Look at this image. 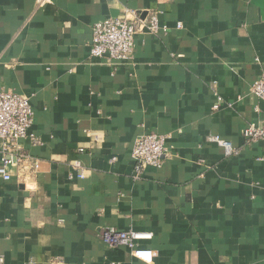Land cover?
<instances>
[{"label": "crops", "instance_id": "obj_1", "mask_svg": "<svg viewBox=\"0 0 264 264\" xmlns=\"http://www.w3.org/2000/svg\"><path fill=\"white\" fill-rule=\"evenodd\" d=\"M129 13L168 30L138 33L132 63L90 56L95 23ZM263 73L264 0H0V91L30 97L38 138L0 176L3 264H264V141L243 136ZM153 132L169 155L137 177ZM116 230L151 232L152 263Z\"/></svg>", "mask_w": 264, "mask_h": 264}, {"label": "built area", "instance_id": "obj_2", "mask_svg": "<svg viewBox=\"0 0 264 264\" xmlns=\"http://www.w3.org/2000/svg\"><path fill=\"white\" fill-rule=\"evenodd\" d=\"M129 14L133 15V19L110 17L95 23L90 41V56L105 59L117 67L132 63L138 33L145 30L158 34L161 30L164 32L168 30L167 26H160L157 14L152 15L147 23L141 21L134 13ZM178 27L183 28L184 24L178 23ZM252 90L260 100L264 101V73L254 82ZM217 107L218 105H215V108ZM34 119L30 97L15 91H0V176L6 181L12 177L10 168L26 158L19 140L29 137L38 142V138L32 133ZM243 136L248 142L264 141V125L250 123L243 130ZM166 140L165 135L154 132L141 135L135 140L132 158L137 177L148 166H162L170 152ZM210 140L223 147L226 156H234L238 153L229 140L220 136H214ZM76 166L81 167L79 163ZM80 176H84L83 171ZM152 236L153 234L147 231H106L103 233V241L111 248L126 246L133 257L152 263L154 251L141 245L142 241L150 240ZM3 262L4 258L0 256V264Z\"/></svg>", "mask_w": 264, "mask_h": 264}]
</instances>
